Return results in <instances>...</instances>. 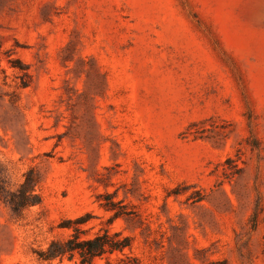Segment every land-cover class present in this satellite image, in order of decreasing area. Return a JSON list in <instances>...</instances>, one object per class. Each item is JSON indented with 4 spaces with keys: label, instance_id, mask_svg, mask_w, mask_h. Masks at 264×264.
<instances>
[{
    "label": "rangeland",
    "instance_id": "rangeland-1",
    "mask_svg": "<svg viewBox=\"0 0 264 264\" xmlns=\"http://www.w3.org/2000/svg\"><path fill=\"white\" fill-rule=\"evenodd\" d=\"M28 172L0 264H74L40 258L73 228L142 264H264V0H0V185Z\"/></svg>",
    "mask_w": 264,
    "mask_h": 264
},
{
    "label": "trees",
    "instance_id": "trees-1",
    "mask_svg": "<svg viewBox=\"0 0 264 264\" xmlns=\"http://www.w3.org/2000/svg\"><path fill=\"white\" fill-rule=\"evenodd\" d=\"M36 181L31 172L24 176V181L12 192L0 185V200H2L14 214H19L28 207L38 205L40 197L35 193ZM114 204L103 205L105 210L113 211ZM121 215L114 212L113 218ZM89 216L77 218L73 224L81 225L88 221ZM84 231L73 228L72 233L65 240H53L47 249L40 254L43 260H63L66 258L74 264H92L95 260H102V264H142L134 255L126 254L131 249V238L120 232L110 233L103 229L91 238H83ZM114 256V258H113Z\"/></svg>",
    "mask_w": 264,
    "mask_h": 264
}]
</instances>
